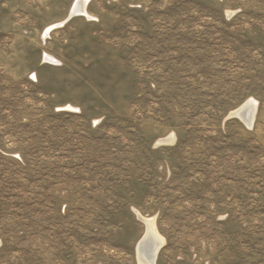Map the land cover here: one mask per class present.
<instances>
[{
    "label": "rangeland",
    "instance_id": "1",
    "mask_svg": "<svg viewBox=\"0 0 264 264\" xmlns=\"http://www.w3.org/2000/svg\"><path fill=\"white\" fill-rule=\"evenodd\" d=\"M75 1L0 0V264H264V0Z\"/></svg>",
    "mask_w": 264,
    "mask_h": 264
},
{
    "label": "bare ground",
    "instance_id": "2",
    "mask_svg": "<svg viewBox=\"0 0 264 264\" xmlns=\"http://www.w3.org/2000/svg\"><path fill=\"white\" fill-rule=\"evenodd\" d=\"M90 0H76L69 16L62 22L56 23L46 29L45 38L50 36V33L57 28L63 26L72 18L76 16H83L88 20H92V16L88 13V4ZM46 57L48 62H55L49 56ZM54 64V63H53ZM57 64V63H56ZM257 106L254 100H249L237 110L233 111L231 115H236L245 125L251 128L255 122ZM147 227V234L139 241L137 245V257L139 264H157V257L160 250L165 245V239L158 233L154 218H143Z\"/></svg>",
    "mask_w": 264,
    "mask_h": 264
},
{
    "label": "water",
    "instance_id": "3",
    "mask_svg": "<svg viewBox=\"0 0 264 264\" xmlns=\"http://www.w3.org/2000/svg\"><path fill=\"white\" fill-rule=\"evenodd\" d=\"M232 116H236V115H232Z\"/></svg>",
    "mask_w": 264,
    "mask_h": 264
}]
</instances>
